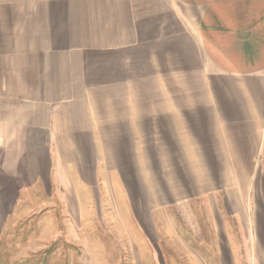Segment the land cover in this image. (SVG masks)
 I'll return each mask as SVG.
<instances>
[{
	"label": "crops",
	"instance_id": "crops-1",
	"mask_svg": "<svg viewBox=\"0 0 264 264\" xmlns=\"http://www.w3.org/2000/svg\"><path fill=\"white\" fill-rule=\"evenodd\" d=\"M131 92L171 154L183 125L197 155L264 156V0H0V139L37 157L43 187L54 141L98 138L95 109ZM98 161L66 187L94 194Z\"/></svg>",
	"mask_w": 264,
	"mask_h": 264
},
{
	"label": "rangeland",
	"instance_id": "rangeland-1",
	"mask_svg": "<svg viewBox=\"0 0 264 264\" xmlns=\"http://www.w3.org/2000/svg\"><path fill=\"white\" fill-rule=\"evenodd\" d=\"M131 101L95 109L98 138L54 141L45 187L37 157L0 139V264H264L263 178L252 193L264 156L252 149L235 165L228 149L197 155L183 125L175 134L184 154H171L154 133V108ZM94 157V194L69 190L77 163Z\"/></svg>",
	"mask_w": 264,
	"mask_h": 264
}]
</instances>
